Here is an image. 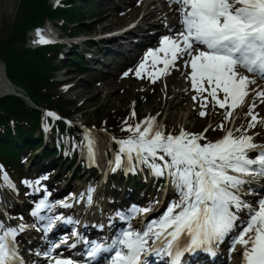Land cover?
Wrapping results in <instances>:
<instances>
[{"label":"snow or ice","instance_id":"6c2138e0","mask_svg":"<svg viewBox=\"0 0 264 264\" xmlns=\"http://www.w3.org/2000/svg\"><path fill=\"white\" fill-rule=\"evenodd\" d=\"M169 2L179 5L180 30L161 37L159 47L145 53L144 60L150 58L153 66L163 64L157 72L148 75L155 82L183 60L184 68L190 69L186 79L197 93L192 99L196 101L200 97V117L207 115L205 109L211 104L213 108L218 106L224 110L223 121L234 123L236 109L245 104L250 92H254L255 98L245 114L251 119L246 129L243 126L226 128L224 122L217 124L216 128L224 131V135L215 141L205 136L208 129L192 133L181 127L178 134L165 133L163 125L153 116L135 125L128 124L124 130L131 133L130 136L120 140L113 138L119 149L112 170L127 159L129 170L134 171L132 162L135 160L149 167L153 175L167 177L179 198L170 202L158 219L147 222L143 230L132 227V216H121L129 221L128 226L121 229L110 244L91 242L86 255L95 259L107 253V264H147L144 257L154 253L157 257L172 258L171 264H180L185 252L212 251L213 245L228 237L230 252H236L238 247L242 249L241 264H264V198L253 207L239 195L243 185L258 176L264 177V144L255 143L254 136L247 134L257 124L264 125V117L255 112L256 100L264 103V89L250 88L257 83L256 78L264 79V0ZM37 35L40 36V30ZM36 42L50 41L40 36ZM145 68V62L141 61L135 75L141 77ZM240 69L252 75H245ZM46 115L56 117L52 112ZM135 115L133 110L132 117ZM85 142L89 155L94 157L95 141L91 130H85ZM251 152L257 153L255 157L249 155ZM3 179L14 187L6 174ZM45 208L50 209L51 205L42 200L32 215L44 219L39 213ZM242 209L248 210L245 220L238 215ZM149 211L148 208H134L132 213ZM52 223L49 218L48 229ZM0 230H3L0 264L16 261L23 264L15 246L17 229L5 228L0 222ZM19 231H23V226ZM61 243H67V238ZM59 246L53 245L44 255L54 264H76L71 258L52 255Z\"/></svg>","mask_w":264,"mask_h":264},{"label":"rangeland","instance_id":"374dc122","mask_svg":"<svg viewBox=\"0 0 264 264\" xmlns=\"http://www.w3.org/2000/svg\"><path fill=\"white\" fill-rule=\"evenodd\" d=\"M18 1L19 0H0V36L5 35L10 25V22L13 19ZM74 1L76 2V6L80 11L79 17L81 18V21L79 23H81L80 24L81 28L78 29L77 27L73 26L71 29H66L65 32L61 31V33L59 30L57 31L53 30L54 33H57L58 35L62 34L63 36H65L66 41L63 44H60L59 42H48V43L57 44L59 52H62V54L60 56L58 55L57 58L55 59L56 69L54 70L52 78L55 79L56 82L52 85V87L60 94L61 98H64L72 102V104L68 106L69 107L68 109H72L75 106L79 107L77 109L79 111L76 110L73 111L71 113V117L69 118L66 117V118L69 119L70 123L76 125L78 128L81 129L83 139L85 136V131L83 130V127H86V125H88L95 127L94 129L98 131L97 134L98 140L100 145L104 148V150H105V146H107L106 143L108 142V140H110V136L107 133L109 131L106 130L105 127L96 126L93 123V120L90 116L93 106L94 105L97 106L98 104H100L99 108L101 107L103 109V112L107 114L108 119L114 120L115 117H117L118 115L120 116L121 114H124L123 116H121V118L119 117L120 124L125 123L121 121V119L123 117L125 118V116H130L132 120H137L139 118L140 122L143 121L146 117L153 116L156 117V122L158 124L163 125L165 133L171 132L173 134H178L181 127H183L188 132L198 133L201 128L202 129L204 128V129H208V131L205 132L204 134L207 137V139L210 141H215L224 135V131L216 128V125L221 122L225 123L226 128L236 129V128H241V126H243V128L245 129L247 128L248 122L251 119V117L246 116L245 114L248 112V105L251 104L255 98L254 92H250L249 96L246 98L245 104L242 107L236 109L235 121L234 123H230L223 121L224 110L220 109L218 106L213 108L211 104H209L208 108L205 109L207 115L203 118L200 117L199 115V112L201 110L200 97L198 96L196 101L192 99V97L197 95V93L194 90H192L190 80L186 79L187 72L190 71V69L184 68L183 60H179L175 68L169 69V74H167L168 76L162 75L158 79H156L155 82H153L152 78L148 75V73L157 72L159 69V64L153 66L151 59L149 58L148 60H144V57L148 49L156 47L157 44L159 45L162 32L156 34L153 37V40L146 42L143 46L140 45L138 47L137 45L132 44L131 46H128V47L133 46L132 49L130 50L127 49L128 51H124L123 53L120 54H114L109 49L107 50L104 49L106 45H109L108 43H106V45H102L97 42L99 40L98 39L99 37H106V35H104L105 33L112 32L118 28L123 27L126 23H128V21H134L136 19L135 20L136 23L143 25L145 21L138 20L137 22V18L138 16L143 15L147 9L157 11V15H162L164 18L161 22L159 21L156 22L155 18L157 16L150 15L148 13L149 17H147L148 19L147 21L150 23V25L145 26V29L143 31V33H146L145 38L155 30H160V29L165 30L166 28L171 29L169 35H174L178 27L173 24V22L176 23L178 21L177 19L178 15L176 14L178 7L175 8V11L169 13V10L171 9L172 6H174V3H170L169 0H74ZM10 8H12V10H10ZM48 23L49 22L46 21L43 25L40 26L43 27L45 26V24ZM160 23L167 25L161 26ZM38 26L39 25L33 27H38ZM69 31H71L72 33ZM145 38L142 41H139V43L140 42L143 43ZM22 44L27 46L26 43H22ZM72 52L78 55L80 54L82 56L83 61L85 63L83 64L81 70L77 69V67L74 65H66L67 62L66 59L68 57V54H71ZM160 55L163 54L161 53ZM96 59L99 61H97ZM141 61L145 62L146 68L141 73V77H137L135 75V71L138 65L141 63ZM121 67L123 73L120 71ZM126 68H127L126 72L128 73L127 76L124 75V70H126ZM240 71L243 72L241 69ZM244 74L249 76L252 75V74H247L246 72ZM7 80L10 81L8 78ZM257 83L258 84L251 85L250 88L264 89L263 81L257 79ZM20 90L23 95H26L21 88ZM141 93L145 95V100L141 98V100L139 99V102L137 104L135 103V98L137 99L138 96L141 97L142 95ZM205 95H207V93H205ZM256 103H257V108L255 109V112H257L260 117H264V103H260V101L258 100H256ZM34 105L35 108L39 107L36 104ZM40 110L41 112H45V113L48 112L55 113L56 117H59L58 119L56 117H51V116H49L48 118L55 121L59 120L61 122H64L63 119L65 117H63L61 114H58L56 110L46 107H42L40 108ZM133 110L136 113L135 117H132ZM88 118L92 120L91 123L84 122L87 121ZM124 125L125 124L121 126L123 127ZM210 125L212 126L211 128H209ZM247 134L253 135L254 141L258 142V144H264V125L257 124L255 128L249 129ZM100 136H102V138ZM113 137L120 139L122 138V137H116L115 135H113ZM111 145H114L119 149V145L116 142L111 143ZM64 149L65 148L61 146L59 148V151L65 152ZM41 150L42 147L37 148L33 152V155L29 156L28 159L24 161V163H22L20 167V171L16 172L17 175L19 174L21 175L19 177L16 176L15 177L16 179L14 178V180L10 182V184L14 185V187H11L9 186L8 183H5L3 179L5 173L0 171L2 173V175L0 174V197H5V199L9 203L7 205H10V207L15 206L17 207L18 210H20L18 211V215L16 216L18 218L16 220H13L11 224L13 225L16 224V226L18 224L19 225L23 224L24 226H27L29 229H33L35 232L38 233L41 232L42 235L47 230H43V228L41 227L32 228V226H30V223L36 220L33 219L31 216L30 207H28L25 204V200H24L25 190L23 189V187L20 186V182L22 180L26 182V186H29L30 184H38V185L40 184L41 186L44 187L49 186L50 190L54 193L63 184L64 182L63 180L69 178L68 183L71 184L70 189L69 190L67 189V191L60 193L62 195L58 194L54 196L53 198L54 207H51L50 210H53L56 207H61V206L63 207L66 202L69 203L71 202L72 199L74 204L77 203L80 205V208L85 207L84 204L89 203L88 201L86 203V198H83V195L86 193L85 192L86 189L88 187L91 188L92 185L99 187L95 192L97 197H99V202H101V204L97 206V209L98 208L102 209L103 214L105 213L104 215L103 214L100 215V218H97L98 215L95 213L93 214L83 213V210H87V209L79 210L80 209L79 208L77 209V211H75L73 209L74 208V204H73L70 209L69 206L68 207L65 206L63 207V210L61 208L59 209V211H53V214L51 213V220L52 222H55V221H59V219H55L54 217H62L64 215L70 216L73 220V223H75L73 230L70 229L72 228L73 224L70 226V228H68L70 229L69 231L70 233L71 231L72 233H74L77 227V223H79L81 219L89 223L97 221V225L101 227L103 226L104 231L98 234L96 233V235L102 234L101 236L103 237L108 234L109 229L115 232V234L118 233L119 224L115 228L112 226V223L115 221L121 223L120 227L122 228H126V226H128L126 224L127 219H121V216L124 217L132 216L130 222L133 221L134 226L135 225L140 226L138 222H140L142 218L145 219L148 218V221L152 219H158L163 214L164 210H166L168 204L172 202L170 198L172 196L178 197V194L175 192V189H173L170 193H168L169 195L165 196L164 203L160 208L158 214H154L152 212V209L160 202V200L154 199L153 197L156 196L158 198V195L160 194L163 184H161L159 188L152 187L146 190L140 189V190H136L134 193L133 191L132 192L130 191L129 199L134 198V201L129 200L127 204L121 203V206L118 204L115 205L111 204L113 198H115V200L119 198L118 196L121 193V189H122L121 187H119L118 191H114V192L108 191V188L105 186V183L99 181V177L95 176L93 172L89 174V176H86L87 172L85 170H87V168L85 167L84 161H83V165H81L79 168L77 166L72 165L69 167L70 170L65 171L64 167L66 163L63 162L62 158L61 160H59L58 163L52 162L53 161L52 160L53 158H51L53 156L52 147H50L47 150V154L42 153V156L38 157V154H36V152L41 153ZM256 154H257L256 152L249 153L250 156H255ZM107 159L109 161L110 157L106 156V160ZM30 161H32V163ZM29 164H32L31 167L34 168L36 167L37 169L35 170L34 168L29 167L28 166ZM129 169H127L128 172L129 171L133 172V170H129ZM24 171H26V173L31 172L32 174L30 175L26 173L23 174L22 172ZM71 171H73L72 174ZM114 172L115 171H113L111 174H113ZM143 172L145 173L144 175ZM52 173L54 174L53 178H52ZM139 173L141 175V180L143 179L142 176L144 177L145 183H148L149 180L152 181L158 178L157 176H155V178L151 177L149 179V175H148L149 173L145 172L144 169L141 167ZM138 178L140 177H135V179L137 180ZM160 178L161 177H159V179ZM129 180H127V182H129ZM162 181L163 180H161L160 183ZM254 182L259 183V185H261L262 188L259 190V192L261 194H264V177L258 176L254 179ZM249 187H255V186L252 185ZM124 195L126 196L127 194L123 192L122 196ZM257 201L258 199L252 198L251 200L248 201L249 202L248 204L256 206ZM13 202L14 204H12ZM104 202L106 204H103ZM89 207L92 206L89 205ZM134 208L135 209L148 208L150 209V211L147 213L140 212L133 215L132 210ZM73 212L75 215L73 214ZM78 212H81L82 218L80 216L78 217L77 214ZM247 212H248L247 209H242L240 210L238 215L240 217H243L244 219L243 218L242 219L245 220L247 219V216L244 217V215H246ZM54 214L57 215L54 216ZM89 215L91 216V218H96V219H90ZM5 217L7 216H4V211H0L1 222L4 221ZM19 219L23 220L22 223H18L20 222ZM2 231L3 230H0V233H2ZM31 235L33 239L34 238L40 239L37 233L34 234L31 233ZM79 236L81 237L87 235L84 232L81 233L80 235H78V240L80 239ZM93 240H95L94 237ZM50 242L52 243L51 244L46 243L44 245L46 249H51L50 247H52V245H56L55 240L53 241L50 240ZM36 247H37L36 245L30 244L26 249L29 250L30 252L32 251L36 253V255L41 257L42 251L38 252L36 250ZM218 249L222 254V256L224 257V261L222 262V264H231V262L227 260L229 254L224 252L225 248L218 247ZM235 260H236V256L233 258V261Z\"/></svg>","mask_w":264,"mask_h":264},{"label":"trees","instance_id":"16d2710c","mask_svg":"<svg viewBox=\"0 0 264 264\" xmlns=\"http://www.w3.org/2000/svg\"><path fill=\"white\" fill-rule=\"evenodd\" d=\"M56 3L53 4L49 0L18 1L5 35L0 36V60L3 63L5 76L20 87L34 104L52 108L62 116L70 117L73 111H79L77 110L79 107L68 109L72 102L61 98L52 87L55 83L52 78L56 69L55 59L59 55L57 44L45 43L36 47L22 44L25 43L28 30L42 24L45 19H51L62 32L73 26L81 28L80 11L76 2L59 0ZM66 60V65H74L80 70L85 63L82 56L74 52L68 54ZM141 98L145 100V95L135 98V103L138 104ZM99 106L100 104L94 105L90 114L96 126L105 127L115 136H125L129 133L124 129L128 124H132L133 120L130 116H125L126 119L123 117L121 121L124 119L122 122L125 123L120 124L119 119L124 114L118 115L114 120L108 119L107 114ZM87 120L85 123L92 121L89 118ZM123 124L125 127L121 126ZM35 130L38 131L37 134H34ZM43 132L45 140H42ZM81 138V129L76 125H65L59 120L51 123L40 109L28 108L17 95L12 93L0 95V171L9 179H12L13 175H21H17L16 172H19L22 163L33 155L35 146L42 147L44 154H47V150L52 147V162H58L62 158L66 163L65 166L67 165L65 170H70L69 167L72 165H77L79 168L80 161L78 164L75 161ZM61 146L65 148V152L59 151ZM129 178L130 175L127 180ZM122 180L123 175L120 171H115L108 176L107 187L111 186L113 190ZM160 180L161 178L158 177L150 182L149 187L145 183H142V186L144 189H149ZM130 181L135 186L140 184L135 178H131Z\"/></svg>","mask_w":264,"mask_h":264},{"label":"bare ground","instance_id":"6f19581e","mask_svg":"<svg viewBox=\"0 0 264 264\" xmlns=\"http://www.w3.org/2000/svg\"><path fill=\"white\" fill-rule=\"evenodd\" d=\"M175 8H176V5L172 6L171 9L169 10V13L175 11ZM10 10H12V8H10ZM148 13L150 15H156L157 17L155 18L156 22H161L163 20V16L162 15H157V11H154V10H149L147 9L146 12L143 14V15H140L138 16L137 18V22L138 20H143L145 21V23L143 25H140L139 23H136V19L134 21H128V23H126L121 29L120 31H116L118 29H116L115 31H112V32H107L105 33L104 35H106V37H99L98 39V43L102 44V45H106V43H108L109 45H106L107 46V49H109L112 53L114 54H120V53H123L124 51H128L127 49H132V47H128V46H131L132 44L136 45L138 44L139 41H142L144 38H145V34L146 33H143L144 29H145V26H149L150 23L147 21V17L148 16ZM177 14V12H176ZM155 17V16H154ZM147 21V22H146ZM152 24V23H151ZM157 24V23H156ZM161 26H164L165 24H162L160 23ZM153 25V24H152ZM167 25V24H166ZM174 25H177L176 23H174ZM154 26V25H153ZM59 30L60 29L58 28V26L54 23L53 24V29L52 30H48L46 31L45 33L49 36H52V37H57V38H63L65 39L66 37L63 36L62 34L58 35L57 33H54L53 30ZM149 29V28H148ZM61 33V31H60ZM102 35V36H104ZM131 43V44H130ZM140 44V43H139ZM139 44L137 46H139ZM136 46V47H137ZM138 48V47H137ZM106 49V50H107ZM100 51V50H99ZM105 51V50H104ZM62 54V53H61ZM97 55V54H96ZM126 56V55H125ZM97 60V59H96ZM99 61V60H97ZM182 62V61H181ZM122 64V63H121ZM119 65V64H118ZM178 68V67H177ZM182 68V67H181ZM182 70V69H181ZM123 73V72H122ZM174 73V72H173ZM121 75V74H120ZM123 75V74H122ZM168 76V75H167ZM124 78V77H123ZM166 78V77H165ZM170 78V77H169ZM167 87V86H166ZM9 89V85L7 84V81H6V78H5V75H4V69L2 68V65L0 63V92H3L5 90ZM13 94V93H12ZM30 108H34V107H30ZM62 110V109H61ZM65 111V110H64ZM57 112V111H56ZM67 112V111H66ZM58 113V112H57ZM60 114V113H58ZM66 114V113H65ZM74 117V116H73ZM139 119V118H138ZM137 119V120H138ZM85 120V119H84ZM64 121V120H63ZM88 121V120H87ZM85 122V121H84ZM66 124H71L70 122H65ZM109 141V140H108ZM101 142V141H100ZM83 147V144H79L78 145V148H77V151L79 149H82ZM103 149V153H101V151H99V154L96 156L95 158V161L93 162V164H89L87 162V160L85 161L86 165H87V170H85L87 172V175L86 176H89V174H91L92 172L95 174V176H98L99 177V180L101 181V179L103 180L102 182L105 183V186L107 187V178L108 176L113 172V167H114V158H115V150H114V145H108L107 147H105V150L104 148L102 147ZM86 150L83 148V153L84 155H86ZM106 156L110 157V160L108 161V159L106 160ZM84 158L83 155L81 154H76V161L75 163L78 164L79 161H81L82 159ZM134 161V160H133ZM32 162V161H31ZM126 162V161H125ZM124 162L123 164V167L126 168V163ZM133 163V162H132ZM135 163V161H134ZM129 164V163H128ZM31 165V164H30ZM77 166V165H76ZM140 167L144 169V171L146 170L145 167H143L142 164H140ZM55 169V168H54ZM29 170V169H28ZM76 170V169H74ZM123 171V170H122ZM127 172V173H126ZM126 172L124 171L123 173V180L117 184V185H123L124 184V181L125 179H127L130 175V178L133 177V179L136 177V175L133 176V173L132 171H127V168H126ZM73 173V171H71V174ZM1 174V173H0ZM2 175V174H1ZM66 175V174H65ZM72 176V175H70ZM54 177V174L52 173V178ZM51 178V179H52ZM129 178V179H130ZM47 179V178H46ZM54 180V179H53ZM139 182L140 184L138 185V187L142 186V183H145V180H144V177L143 179L141 180V178L139 179ZM168 180V181H166ZM56 181V180H55ZM63 184L60 186V188L56 191H60V193L64 192V191H67V189L69 190L70 189V183L69 182V178L66 179V180H63ZM46 183V182H45ZM84 184V183H83ZM99 184V183H98ZM146 184V183H145ZM249 184V183H248ZM248 184H245L241 187V189L245 188ZM40 185V184H39ZM47 185V184H46ZM130 188H135V185L131 184L129 186ZM54 188V187H53ZM97 186H91V188H87L86 189V193L83 195V198H86V203L87 201L89 202V197H91V202L87 203V204H84L85 207H82L80 208V205L77 204V203H73V199L71 200V202L69 203H65V205H70L69 207L71 208L72 205L74 204V210L77 211V209L79 210H83V209H87V210H83V213H86V214H97V218H100V215L103 214V210L102 209H97V206H99L101 204V202H99V197H97V195L95 194L96 190H97ZM108 191H113L116 190V187L111 190V186H108ZM90 189L92 191H90ZM174 188L172 187V185L169 183V179L167 177H165L164 181H163V186L161 188V191H160V194L158 195V198L156 196H154L153 198L154 199H159L160 202L152 209V212L154 214H158V212L160 211V208L162 207L163 203H164V199H165V196L166 195H169L168 193H170ZM73 190V189H72ZM106 190V189H105ZM16 191V190H15ZM71 191V190H70ZM176 192V191H175ZM21 193V192H20ZM77 194V193H76ZM62 195V194H60ZM73 195V194H72ZM70 196V195H69ZM105 196V195H104ZM137 196V195H136ZM114 197V196H113ZM119 198L115 200V198H113V200L111 201V204H118L121 206V203L124 204L125 202L128 201V196H122V193H120V195L118 196ZM144 197V196H143ZM67 198V197H66ZM103 198V197H102ZM141 198V197H140ZM179 197H176V196H172L170 198L171 201L173 200H176L178 199ZM146 199V198H145ZM134 201V200H133ZM136 201V200H135ZM24 202V201H23ZM9 204L7 202V200L5 199V197H0V211H3L7 206L9 207L10 205H7ZM14 204V202L12 203ZM103 204H106L105 202ZM7 205V206H6ZM92 206V207H89ZM131 205V204H130ZM111 206V205H110ZM125 206V205H124ZM128 207V206H127ZM17 208V207H16ZM57 208V207H56ZM106 208V207H105ZM94 209V210H93ZM78 210V211H79ZM27 211V210H26ZM59 211V210H58ZM70 211V210H69ZM53 214V213H52ZM74 214V212H73ZM78 217L80 216L82 218V214L81 212H78ZM76 214V215H77ZM105 214V213H104ZM103 214V215H104ZM57 214H54V216H56ZM75 215V214H74ZM111 215V214H110ZM86 216V215H85ZM88 217V215H87ZM90 219H96V218H91V216L89 215ZM117 218V217H116ZM7 218H5L6 220ZM74 219V218H73ZM111 219V218H110ZM148 219H142L141 220V224L140 226H134L133 225V221L130 222L132 227L134 229H137V230H140V228H144L145 224L147 223ZM81 222V220H80ZM100 222V221H99ZM106 223V222H104ZM129 221H127V225H128ZM137 223V221H136ZM109 224V223H108ZM106 225V224H105ZM82 225H79V227H81ZM108 227V226H107ZM127 227V226H126ZM99 231L102 230V228H98ZM110 230V229H109ZM113 230V229H112ZM23 233L24 230L22 231ZM43 232V231H42ZM45 232V231H44ZM115 233V232H114ZM67 234V233H65ZM98 234V233H97ZM26 235H29V231L27 232ZM102 235V234H101ZM105 235V234H104ZM108 238L110 236V233L107 235ZM39 237V236H38ZM80 237V236H79ZM35 239V238H34ZM61 243V242H60ZM221 243H219L218 245H220ZM218 245L215 244L213 245V254L210 255V256H204L202 259H196L192 262H188L186 264H200V262H202V264H211L212 260L214 259H217V256H219V249H218ZM33 247V246H32ZM222 249V248H221ZM238 251V249H237ZM237 251L236 252H232L229 256H228V260L231 262V264H234L232 263L233 262V258L236 256L237 254ZM27 252H30L29 250H27ZM29 254V253H28ZM27 254V255H28ZM32 254V252H31ZM44 255V253H43ZM33 258H36V256L34 257H30V256H27V259H33ZM207 261H210V263H206Z\"/></svg>","mask_w":264,"mask_h":264},{"label":"water","instance_id":"95a60500","mask_svg":"<svg viewBox=\"0 0 264 264\" xmlns=\"http://www.w3.org/2000/svg\"><path fill=\"white\" fill-rule=\"evenodd\" d=\"M1 65H2V63H1ZM2 68H3V65H2ZM6 81H7V84L9 85V89H7L3 92H0V95L6 94V93H13V94L19 96L26 106L35 108L34 103L28 98L27 95L22 94L19 87L15 86L13 83L8 81L7 78H6Z\"/></svg>","mask_w":264,"mask_h":264}]
</instances>
